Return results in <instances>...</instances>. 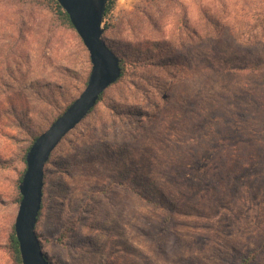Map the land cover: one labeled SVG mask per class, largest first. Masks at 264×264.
Wrapping results in <instances>:
<instances>
[{"label":"rangeland","instance_id":"1","mask_svg":"<svg viewBox=\"0 0 264 264\" xmlns=\"http://www.w3.org/2000/svg\"><path fill=\"white\" fill-rule=\"evenodd\" d=\"M103 27L124 75L46 166L48 259L264 264V0H117ZM91 68L50 0H0V264L24 156Z\"/></svg>","mask_w":264,"mask_h":264},{"label":"water","instance_id":"2","mask_svg":"<svg viewBox=\"0 0 264 264\" xmlns=\"http://www.w3.org/2000/svg\"><path fill=\"white\" fill-rule=\"evenodd\" d=\"M90 55L88 82L80 96L51 126L41 133L26 155V171L19 184L22 197L15 219V234L22 264H51L37 234L43 204L48 161L65 138L96 106L100 96L121 76L120 58L109 48L104 35L108 0H57Z\"/></svg>","mask_w":264,"mask_h":264},{"label":"trees","instance_id":"3","mask_svg":"<svg viewBox=\"0 0 264 264\" xmlns=\"http://www.w3.org/2000/svg\"><path fill=\"white\" fill-rule=\"evenodd\" d=\"M116 2H117V0H108V3H107V6H106V12H105V17L115 8V5H116ZM50 3H52V6H53V8L54 9H56V11L58 12V14L61 16V18L66 22V23H68L69 25H71L72 27H73V25H72V23H71V21H70V18H69V15L62 9V7L59 5V3L57 2V0H50ZM104 37V36H103ZM107 42V41H106ZM107 44H108V46H109V48L116 54V52L113 50V48H112V46L107 42ZM117 55V54H116ZM118 56V55H117ZM119 58H120V66H121V76H120V78L118 79V81L117 82H119L120 80H121V78L123 77V75H124V66H125V64H124V60L123 59H121V57L120 56H118ZM88 82V81H87ZM116 82V83H117ZM87 85V84H86ZM111 87V86H110ZM107 91V90H106ZM105 91V92H106ZM105 92L100 96V99H99V101H98V103L99 102H101L102 100H103V97H104V94H105ZM98 103L96 104V106L98 105ZM72 104V103H71ZM71 104H69L66 108H65V110H64V112L66 111V109L71 105ZM95 106V107H96ZM94 107V108H95ZM94 108L89 112V114L94 110ZM64 112H62L58 117H60ZM88 114V115H89ZM87 115V116H88ZM86 116V117H87ZM85 117V118H86ZM84 118V119H85ZM83 119V120H84ZM78 126V125H77ZM76 126V127H77ZM69 134V133H68ZM67 134V135H68ZM66 135V136H67ZM39 136V135H38ZM38 136H35L34 138H33V141H32V143H31V145H30V147L28 148V150H27V152H26V154H25V156H24V161H25V163H26V155H27V153H28V151H29V149L31 148V146L33 145V143L35 142V140L38 138ZM65 136V137H66ZM52 156V155H51ZM50 159H51V157H50ZM50 159H49V161H50ZM49 161H48V163H49ZM25 171H26V169H25ZM25 173V172H24ZM45 177H46V174H45ZM45 177H44V181H45ZM22 178H23V175H22V177L20 178V180H19V182H21L22 181ZM43 192H44V190H43ZM21 199H22V197H21V195L19 196V198H18V202L20 203V201H21ZM42 210H43V204H42V209H41V211H40V214H39V218H38V222L40 221V217H41V213H42ZM38 225V224H37ZM36 229H37V227H36ZM38 234V233H37ZM38 236H39V234H38ZM40 238V237H39ZM41 244H42V242H41ZM9 247H10V253H11V255H12V259H13V261H14V263L15 264H22V259H21V255H20V249H19V243H18V240H17V238H16V234H15V227L13 226L12 227V231H11V233H10V239H9ZM252 258L254 259V255H252ZM49 260V259H48ZM250 260L251 259H245L244 260V263L245 264H248L249 262H250ZM49 262L52 264V262L49 260Z\"/></svg>","mask_w":264,"mask_h":264}]
</instances>
